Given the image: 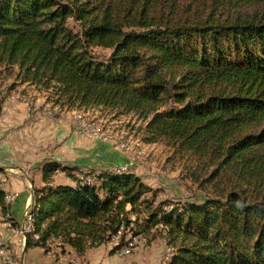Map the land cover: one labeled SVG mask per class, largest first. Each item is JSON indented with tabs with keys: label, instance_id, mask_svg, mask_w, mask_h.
Instances as JSON below:
<instances>
[{
	"label": "trees",
	"instance_id": "16d2710c",
	"mask_svg": "<svg viewBox=\"0 0 264 264\" xmlns=\"http://www.w3.org/2000/svg\"><path fill=\"white\" fill-rule=\"evenodd\" d=\"M180 1L0 0V72L59 107L131 114L143 141L211 166L208 181L229 186L155 204L130 170L46 160L25 247L82 256L118 232L120 243H149L154 228L174 248L169 264H264V18L230 13L226 0ZM55 170L72 184H53ZM4 193L0 183L11 214Z\"/></svg>",
	"mask_w": 264,
	"mask_h": 264
},
{
	"label": "rangeland",
	"instance_id": "374dc122",
	"mask_svg": "<svg viewBox=\"0 0 264 264\" xmlns=\"http://www.w3.org/2000/svg\"><path fill=\"white\" fill-rule=\"evenodd\" d=\"M226 3L228 6L227 10L230 13H237L243 17L264 18V0H226ZM185 4L191 8L195 7V3L191 0L187 2L181 0L179 3L180 10L184 9ZM159 7L161 8V5H158L157 8ZM101 52H107V50H102ZM20 93L29 96L32 100H37L39 104L47 102L50 105V113L42 108L37 110L28 109L16 98V95ZM46 96L44 91H39L37 88L35 89L27 84L18 83L14 79L13 74H8L5 71L0 72V99L3 102L5 100L11 103V107L15 106V104L19 105L21 111L28 112V115L38 116L42 127V134H39V137H41L40 148L47 149V152H51L50 154L53 153L61 164L71 165L74 158L79 161L81 158L86 157L92 164L90 166L79 165L84 171L99 170L110 166L127 168L155 192V204L161 200L180 203L184 201L201 202L205 197L221 195L229 187L227 178L224 176L215 181H208L207 176L212 168L211 166L208 167L209 170H205V168H202L204 164L199 163L198 165L189 161L186 157L178 156L164 142L148 143L143 141L140 134L141 130L138 129L142 122L131 114L114 115V113L98 108L68 109L53 105L52 102L46 99ZM18 110L20 111V109ZM76 114H82L87 120L95 122L105 134L116 136L115 140L130 139L131 150L125 152L116 148L114 146V138L101 140L79 134L74 125ZM32 132L29 129L28 133H25L26 137H33ZM137 153H139V157L136 156ZM46 160L47 158H43L38 162L27 164L29 174H33L36 168ZM76 174L78 176L82 175L81 173ZM52 175H54L52 180L55 183L66 180L61 170L53 171ZM4 178V184L7 185L6 176ZM21 201L20 207L22 209L25 198H21ZM9 216L11 215L5 214L0 207V238H2V229L6 228V223L15 221L14 218H9ZM139 218H143V215L141 214ZM13 223H16V221ZM163 233L159 229L154 230L153 228L149 234H155V238L150 239L149 243H146L148 237L145 238L143 235L136 236L135 246L128 255H118L116 252L110 253L109 250L112 247L110 242L106 243L105 246L99 245L98 247L87 248L82 256H77L73 251H68V246H64L63 253L68 252L70 257L75 260L60 262L59 258L53 256V262L56 264H120L128 261L135 251H140L142 257L146 256L147 264H167L165 256L169 251L173 254L174 248L166 243ZM128 237L129 234L126 235V238ZM2 243L3 249L11 259V263L19 264V250L17 255H13L12 251H10L12 242L7 239L2 240ZM1 256L2 254H0V262L8 263ZM41 258L47 259L48 257L42 253L39 247H32L27 251L25 264H37Z\"/></svg>",
	"mask_w": 264,
	"mask_h": 264
},
{
	"label": "crops",
	"instance_id": "0c3cea01",
	"mask_svg": "<svg viewBox=\"0 0 264 264\" xmlns=\"http://www.w3.org/2000/svg\"><path fill=\"white\" fill-rule=\"evenodd\" d=\"M18 109H20V111ZM40 122L41 121L37 115H28V112L21 111L19 105L15 104V106L11 107V103L4 100L0 106V168L2 170L0 172L6 176L8 183L7 185H3V190L10 191L16 196V200L11 204L10 209V215L16 222L21 221L24 208L26 206L29 207L32 202L33 188L43 185L41 179L42 166H38L33 174H29L27 164L31 162H38L43 158L59 162V160L54 157L53 153L50 154L51 152H47V149L45 150L40 148L41 137H39V134H42ZM29 129L30 131H33L32 134L34 135L30 138L26 137ZM75 159L77 158H74L71 166H90L92 164V162L87 160L86 157L81 158L79 161ZM52 178H54V175ZM52 183L54 184L55 182L52 180ZM60 183L72 184L67 177L65 181ZM21 198H25V203L22 209L20 207L22 202ZM2 232V236L8 238L12 242L10 251H12L13 255H17V251L19 250V264H25L27 251L32 247L24 248V239L20 235L11 234V232L6 228H3ZM51 245L53 254L45 252L41 247H39L42 250V253L48 258H41L37 264H56L53 262V256L59 258L60 262L75 260L73 257H70L68 252L61 253L59 247L56 246L55 243H51ZM102 245L105 246V244ZM68 251H73V249L69 247ZM140 254V251H135L128 261L121 262L120 264H147L146 256L142 257ZM0 264L10 263L0 262Z\"/></svg>",
	"mask_w": 264,
	"mask_h": 264
},
{
	"label": "built area",
	"instance_id": "2783aa9c",
	"mask_svg": "<svg viewBox=\"0 0 264 264\" xmlns=\"http://www.w3.org/2000/svg\"><path fill=\"white\" fill-rule=\"evenodd\" d=\"M16 98L19 99L20 102H22L28 109L37 110L39 108H42L44 111L50 113V105L48 103H42L39 104L37 100H32L29 96L25 94H17ZM74 125L77 128V131L80 134L92 136L97 139L101 140H108V138H114L113 141H115L114 146L122 151L128 152L131 150L130 145V139L128 138H122L115 140L116 136L107 135L105 134L96 124L95 122L87 120L84 115L82 114H76L74 119ZM139 157V153L136 155ZM109 169L111 170H127V168H124L122 166H110ZM5 182L4 175L0 172V183L2 188ZM15 194L12 192L5 191L4 193V201L6 203H11L15 199ZM6 229L11 232V234H18L20 235L24 240L26 239V234L31 232L33 230L32 227V219L31 215L28 213V206H26L22 213V219L19 222L13 223V222H7L6 223ZM135 237L136 236H130L128 238H125V241L123 243H120L119 240V232L115 235H113L110 239V244L112 247L115 248V252L118 255H128L131 253L133 247L135 246ZM8 238H0V254H2L1 258L8 263H11V259L7 252L3 249V243L2 240H7ZM51 244H49V252L50 254H53V251L51 249ZM11 250V248H10ZM172 252H167L165 256V260L167 264L171 261L172 258ZM14 264V263H13Z\"/></svg>",
	"mask_w": 264,
	"mask_h": 264
},
{
	"label": "water",
	"instance_id": "95a60500",
	"mask_svg": "<svg viewBox=\"0 0 264 264\" xmlns=\"http://www.w3.org/2000/svg\"><path fill=\"white\" fill-rule=\"evenodd\" d=\"M24 248H25V240H24Z\"/></svg>",
	"mask_w": 264,
	"mask_h": 264
}]
</instances>
